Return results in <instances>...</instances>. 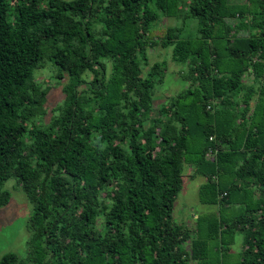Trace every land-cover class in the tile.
<instances>
[{
	"label": "trees",
	"instance_id": "1",
	"mask_svg": "<svg viewBox=\"0 0 264 264\" xmlns=\"http://www.w3.org/2000/svg\"><path fill=\"white\" fill-rule=\"evenodd\" d=\"M161 18L179 25L159 44ZM158 44L187 85L155 109ZM44 61L64 80L49 124ZM186 167L204 179L188 226ZM10 178L32 206L23 264H264V0H0V207Z\"/></svg>",
	"mask_w": 264,
	"mask_h": 264
},
{
	"label": "rangeland",
	"instance_id": "2",
	"mask_svg": "<svg viewBox=\"0 0 264 264\" xmlns=\"http://www.w3.org/2000/svg\"><path fill=\"white\" fill-rule=\"evenodd\" d=\"M176 20V18H161L158 20L155 30L151 35L154 41L160 44L162 37L166 34L167 28H175L179 25L176 24ZM189 21L192 26L187 28V32L191 37H195L197 35V30L193 27V25H196L195 20L189 19ZM159 44L155 49L148 50V65L143 69L145 73L154 62L161 63L166 60V77L162 85L156 90L155 109L166 98L178 93L187 85L177 74L178 68L180 67H175L172 62L170 49H165ZM52 67L54 66L50 62L44 61L42 67L34 72V80L40 85V89L48 90H46L47 94L44 104L45 112L47 113L43 119L44 124L51 122V117L56 112L53 108L63 102L61 89L64 80L61 82L55 80L54 75L57 69L55 67L53 69ZM90 78L88 75L84 77L86 82ZM28 123L30 125L32 124L31 122ZM191 174L192 168L186 167L183 176V186L177 196L172 213L174 221L178 224H185V226L193 223L195 217L199 215L197 211H200V209L194 210V208L198 205V188L204 183L203 178H191ZM2 189L10 193V199L6 205L0 207V257L6 253H14L18 257V264H23L27 256H29L28 254L33 252L30 246L31 244L29 243L33 232L28 222L32 212V206L22 193L15 179L10 178L6 181ZM233 250L235 251L234 247Z\"/></svg>",
	"mask_w": 264,
	"mask_h": 264
}]
</instances>
